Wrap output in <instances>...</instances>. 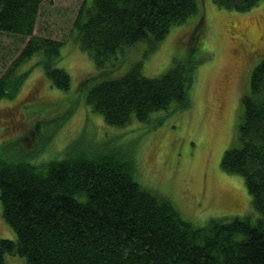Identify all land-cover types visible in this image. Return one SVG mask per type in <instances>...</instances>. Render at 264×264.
I'll return each mask as SVG.
<instances>
[{
  "label": "trees",
  "instance_id": "16d2710c",
  "mask_svg": "<svg viewBox=\"0 0 264 264\" xmlns=\"http://www.w3.org/2000/svg\"><path fill=\"white\" fill-rule=\"evenodd\" d=\"M45 1L0 0V44L1 35L6 34L17 45V54L0 71V101L17 94L33 65L22 67L35 57L34 65L43 68L52 86L62 90L71 86L70 73L59 65L64 42L35 33ZM214 1L239 11L264 2ZM198 12L197 0L83 3L71 33L96 64L97 71L80 84L81 89L86 87L83 100L91 112L100 113L115 127L135 121H153L156 126L162 120L160 114L189 107L200 61L192 54L204 15L189 44L188 57L175 60L166 72L146 75L142 59L122 75L115 71L137 43L147 41L148 55L174 25ZM50 104L62 106L61 101ZM242 107L239 145L225 150L221 167L244 178L256 218L218 216L195 225L182 216L169 196L143 186L135 148L131 144L105 146L100 142L107 138L104 133L90 137L99 141L82 144L76 136L86 128L54 151L55 157H48L53 153L48 152L47 138L33 152L20 144L19 136L0 142L1 213L16 233L15 239L0 238V264H7L6 253L25 257L26 264H264L263 57L252 70ZM74 109L69 107L66 116L55 123L37 120L34 139H41L46 122L57 124L59 132Z\"/></svg>",
  "mask_w": 264,
  "mask_h": 264
},
{
  "label": "rangeland",
  "instance_id": "374dc122",
  "mask_svg": "<svg viewBox=\"0 0 264 264\" xmlns=\"http://www.w3.org/2000/svg\"><path fill=\"white\" fill-rule=\"evenodd\" d=\"M197 2L199 12L174 25L154 51L146 55L147 41H140L124 54V60L122 58L115 71V75H122L142 59L146 75L166 72L175 60L188 57L189 44L204 15V25L192 54L200 61L191 88V105L159 113L162 120L156 126L153 121H135L115 127L105 122L100 113L91 112L83 100L86 87L80 88L81 81L97 68L90 53L81 49L71 29L81 5L90 6L92 0H46L35 33L64 42L59 65L70 73L71 86L68 90L52 86L43 68L34 65L37 57L28 60L22 68L33 67L22 87L13 98L0 101V142L19 136L20 144L33 152L31 150L44 145L47 138L50 141L48 152L53 153L48 157H55V152L76 137L87 144L99 141L90 138L92 135L98 137L104 133L107 138L100 140L103 145L128 147L131 144L135 148L137 172L143 186L169 196L182 216L195 225H204L218 216L258 217L244 178L238 173L224 171L221 160L226 149L239 145L242 97L249 90L253 68L261 57L264 58V39L259 41L254 37L255 30L264 37V2L246 11L219 6L214 0ZM12 42L8 35H1L0 71L17 54V45ZM252 45L258 48L254 53H250ZM57 101H61L62 106L50 104ZM43 106L44 112L40 113ZM69 107L75 109L59 132L57 124L46 122L41 139H34L37 120L51 119L50 123H55L66 116ZM86 128L82 135H77ZM44 151L41 153L48 154ZM0 238H16L15 231L2 216L1 206ZM5 258L7 264H26L25 257L19 254L6 253Z\"/></svg>",
  "mask_w": 264,
  "mask_h": 264
},
{
  "label": "flooded vegetation",
  "instance_id": "af4514ba",
  "mask_svg": "<svg viewBox=\"0 0 264 264\" xmlns=\"http://www.w3.org/2000/svg\"><path fill=\"white\" fill-rule=\"evenodd\" d=\"M254 37L257 39V40H259V41H261L262 39H264V37H262V35L259 33V31L258 30H255L254 31ZM251 49V51H250V53H254L256 50H255V48H256V46L255 45H252L251 47H250Z\"/></svg>",
  "mask_w": 264,
  "mask_h": 264
}]
</instances>
